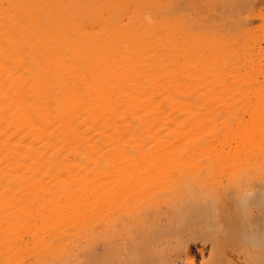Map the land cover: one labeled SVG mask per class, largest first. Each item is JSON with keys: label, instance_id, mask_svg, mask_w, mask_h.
<instances>
[{"label": "bare ground", "instance_id": "bare-ground-1", "mask_svg": "<svg viewBox=\"0 0 264 264\" xmlns=\"http://www.w3.org/2000/svg\"><path fill=\"white\" fill-rule=\"evenodd\" d=\"M226 232L264 240V0H0V264Z\"/></svg>", "mask_w": 264, "mask_h": 264}, {"label": "rangeland", "instance_id": "rangeland-1", "mask_svg": "<svg viewBox=\"0 0 264 264\" xmlns=\"http://www.w3.org/2000/svg\"><path fill=\"white\" fill-rule=\"evenodd\" d=\"M226 234L232 235L231 237L225 238L227 239L226 241L234 244V246L229 245L226 252L223 251V248L222 253L220 252L224 260L228 261V264H264V240L256 242L246 240L241 232H226L224 235ZM189 241L191 243L192 253L195 257V262L193 263V261L187 258L186 250L182 247L180 251V258L182 259L181 264H208L205 260L211 258V246H208L205 255H203L198 249L202 246L203 240L190 239ZM144 251L146 264H162V262L156 258L152 249H145Z\"/></svg>", "mask_w": 264, "mask_h": 264}]
</instances>
